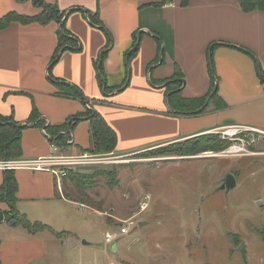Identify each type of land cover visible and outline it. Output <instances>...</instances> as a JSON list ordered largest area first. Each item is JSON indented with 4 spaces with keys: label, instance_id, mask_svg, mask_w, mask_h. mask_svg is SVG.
Instances as JSON below:
<instances>
[{
    "label": "crops",
    "instance_id": "1",
    "mask_svg": "<svg viewBox=\"0 0 264 264\" xmlns=\"http://www.w3.org/2000/svg\"><path fill=\"white\" fill-rule=\"evenodd\" d=\"M45 1L68 13L65 27L82 48L64 51L52 67L60 44L56 22L45 26L14 22L0 30V119L23 128L18 159L49 157L52 139L63 132L69 133L62 137V143H69L63 147L67 154L92 150L86 113L93 110L117 133L113 154L119 157L233 126L264 131L263 11L245 13L238 0H190L187 6L179 0L161 6L165 0ZM14 12L36 16L42 10L34 0H0V18ZM138 35L139 50L128 62ZM213 45L218 82L214 98L209 52ZM161 47L164 61L155 64ZM103 53L106 88L100 85L95 66ZM129 74L128 86L121 91ZM174 81L183 82V87L171 84ZM67 86L78 87L84 99L61 95ZM169 88L177 94L171 107ZM210 95L208 105L207 101L194 110L198 106L194 101ZM34 110L39 118H34ZM78 118L70 130L71 121ZM6 172L15 174L18 183L16 210L51 230L33 235L3 221L0 264H53L59 243L74 240L75 227L88 222L91 213L81 203L58 197L51 172L0 171V189ZM8 208L0 202V210Z\"/></svg>",
    "mask_w": 264,
    "mask_h": 264
},
{
    "label": "rangeland",
    "instance_id": "2",
    "mask_svg": "<svg viewBox=\"0 0 264 264\" xmlns=\"http://www.w3.org/2000/svg\"><path fill=\"white\" fill-rule=\"evenodd\" d=\"M240 139L258 155L181 157L170 154L177 149L169 143L72 170L91 177L93 187L78 193L68 177V191L102 207L86 206L88 222L75 227L74 240L59 243L53 264H264V198L256 199L264 197V135L245 132ZM231 174L240 185L221 190ZM146 196L150 207L137 221L147 224L121 236L119 251L106 245L105 235L118 233ZM12 212L0 210V220Z\"/></svg>",
    "mask_w": 264,
    "mask_h": 264
},
{
    "label": "trees",
    "instance_id": "3",
    "mask_svg": "<svg viewBox=\"0 0 264 264\" xmlns=\"http://www.w3.org/2000/svg\"><path fill=\"white\" fill-rule=\"evenodd\" d=\"M172 0H165L163 3L159 4L165 5L166 3H170ZM181 1L182 6H187L190 2V0H179ZM240 6L242 7V10L245 13H253L256 11H263L264 12V0H238ZM35 5L38 8L42 9V13L36 16H26L22 15L20 13L14 12L11 13L3 18H0V30L6 29L10 24L14 22H19L24 25H29L30 23H38L40 25H47L52 22H56L60 26L59 31V48L55 55V58L51 64L53 67L60 59H61V52L72 49H81L82 43L79 41L77 37H73L71 33L67 30L65 27V17L68 15L67 12H61L59 8L55 5H51L47 3L45 0H35ZM93 22V18L91 19ZM97 22V21H96ZM110 36V35H109ZM111 46L114 43V40L109 37ZM134 46L132 50L127 54L128 55V62L132 60L136 56V52L139 50L140 47V40L135 39ZM215 45L212 46V49H210V62L212 67V75L214 76V89H213V95L212 98H214L217 95V82L215 78V69L213 67V49ZM212 51V52H211ZM63 54V53H62ZM106 54L103 53V60L102 56L101 58L96 62V70L98 71V79L100 82V85L103 86V88H106V81H105V73L103 71L104 69V60L106 58ZM164 61V54H162V47L159 52V57L155 61V64H160ZM51 67V68H52ZM150 69V68H149ZM180 77V75L178 76ZM130 80V74L128 77V80L121 88L125 89L126 86H128V82ZM59 83V82H57ZM171 84L176 85V87H183V82L181 84L172 82ZM59 85V84H58ZM64 87V86H63ZM66 89H62L61 95L73 97V98H83V94L81 90L77 87H70L67 86ZM171 89L167 91V99L170 107L175 103L174 96L177 94H171ZM211 97H207L206 99H200L198 101H194L198 103V106L194 110H199V108L203 107L208 99ZM34 118H39V114L36 110L33 111ZM86 116L89 118L90 124H91V132H92V143H93V149L90 151H87L92 154H99V155H109L113 154L117 149V133L107 124L103 116H101L99 113L93 111H88L86 113ZM80 118L72 120L70 123V130L73 128ZM22 127L21 126H14L10 124L5 119H0V159H18V157L22 156V147H21V140H22ZM48 130V129H47ZM57 138L52 139V143L58 145L61 149H63L64 146L69 143H62V137H59V134H56ZM200 139H203V143H193L191 140H187L184 143H173L170 144L171 147H176L177 151L170 152V154H175L181 157H193L198 156L203 152L207 151H224L228 149L231 145V143L224 141L221 139V137L218 134L215 135H206V136H200ZM70 177L73 182V188L77 190L78 193L82 192L83 190H86L88 188H92V180L91 177L87 175H81L76 174L73 171H70L69 174L64 177V183H63V196L58 194V197H64L68 200L74 201L76 203H81L85 206L91 207L93 209H98L102 207V205H95V204H88L84 202L80 196L73 195L68 191L66 185V180ZM94 177V176H93ZM4 185L0 189V202L1 203H7L10 207V209L13 211L12 215L7 219V224L12 227H24L27 229L31 234L36 235L39 232H43L46 230H51L47 225L42 224L40 222L32 223L28 217L25 214H22L18 210H16V205L19 202L18 199V183L15 178V174L6 172L4 177ZM58 193V192H57ZM99 207V208H98ZM100 211V210H99ZM2 223L3 220H0ZM58 236L63 237L62 234H58Z\"/></svg>",
    "mask_w": 264,
    "mask_h": 264
},
{
    "label": "built area",
    "instance_id": "4",
    "mask_svg": "<svg viewBox=\"0 0 264 264\" xmlns=\"http://www.w3.org/2000/svg\"><path fill=\"white\" fill-rule=\"evenodd\" d=\"M245 132H251L255 134H263L264 131L258 130L251 127H238L233 126L229 129H225L223 131H219L218 134L222 140L231 143L230 147L224 152H222L221 156L230 158L236 155L240 157L246 156H257L258 153L252 151V149L243 142L240 138ZM70 142V140H69ZM52 153L47 158H39L34 160H10L3 159L0 160V171H14L19 169H28L31 171H39V172H51L56 178L57 188L60 193L63 194V183L64 177H66L70 171L78 169L82 166H94V165H105L109 164L111 159L116 158H124V157H113L114 154L109 155H99L92 154L89 152L76 154H67L65 150L59 148L55 144H52ZM264 154V153H263ZM217 156V155H215ZM150 197L146 196L145 201L141 202L139 212L129 218L126 221H123V226L120 228L119 232L116 234L107 233L106 237V245L112 246L121 236H127L131 231L138 227L140 223H138L137 217H139L142 213L146 212L149 209V200Z\"/></svg>",
    "mask_w": 264,
    "mask_h": 264
},
{
    "label": "water",
    "instance_id": "5",
    "mask_svg": "<svg viewBox=\"0 0 264 264\" xmlns=\"http://www.w3.org/2000/svg\"><path fill=\"white\" fill-rule=\"evenodd\" d=\"M140 36H141V34H140ZM63 53V51L61 52V54ZM101 56H102V59H101V61L103 60V54H101ZM215 90H217V89H215ZM211 101V99H209L208 100V102H207V104L206 105H208L209 104V102ZM10 124H12V125H14V126H19L18 124L16 125V124H14V123H10ZM47 128L45 127V130H46ZM63 136H66V137H68L69 136V133H65V132H63V134H61L59 137H63ZM237 186V180H236V177L233 175V174H231V175H228L226 178H225V180L223 181V184H222V186H221V190H223V191H231V189H233V188H235ZM147 223L146 222H143L142 221V223H140V227L142 228L143 226H145ZM243 249V248H242ZM114 250L115 251H117V245H115L114 246Z\"/></svg>",
    "mask_w": 264,
    "mask_h": 264
}]
</instances>
